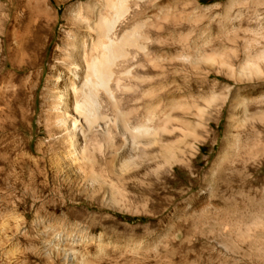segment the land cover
Masks as SVG:
<instances>
[{
    "label": "rangeland",
    "instance_id": "374dc122",
    "mask_svg": "<svg viewBox=\"0 0 264 264\" xmlns=\"http://www.w3.org/2000/svg\"><path fill=\"white\" fill-rule=\"evenodd\" d=\"M83 1H49L46 49L26 69H38L36 88L0 113V264H264V0L141 1L165 69L144 63L156 79L149 123L168 148L120 179L98 162L112 197L85 192L49 159L61 146L44 120L47 59L71 26L65 9ZM95 7L105 13L102 0ZM131 86L119 89L121 114L139 106L130 96L144 86Z\"/></svg>",
    "mask_w": 264,
    "mask_h": 264
},
{
    "label": "bare ground",
    "instance_id": "6f19581e",
    "mask_svg": "<svg viewBox=\"0 0 264 264\" xmlns=\"http://www.w3.org/2000/svg\"><path fill=\"white\" fill-rule=\"evenodd\" d=\"M49 1L16 0L15 8L12 0H0V64H10L8 70L0 67V113L12 112L13 105L27 100L36 88L38 69H26L38 66L46 49L52 17ZM141 1L102 0L105 13L96 9L97 0L69 5L64 16L71 26L47 59L44 120L50 122L49 140H59L61 146L49 159L56 171L66 179H77L90 195L104 188L112 197L115 189L112 182L97 174L98 162L105 164L109 177L120 179L136 171L148 156L164 159L168 148L160 134L163 129L156 133L158 125L151 127L149 123L152 113L146 103L147 92L156 79L147 74L144 63L158 69L157 75H163L165 69L164 56L154 53L161 46L150 37ZM119 69L128 83L118 79ZM131 81L144 86L138 93L131 92V101L144 107V117L133 125L129 118L139 106L126 107L124 114L118 111L122 101L119 89L130 91ZM103 106L112 111L109 117ZM41 146L39 141L37 149Z\"/></svg>",
    "mask_w": 264,
    "mask_h": 264
}]
</instances>
